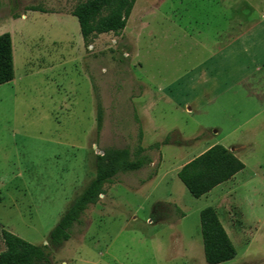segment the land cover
<instances>
[{
	"label": "rangeland",
	"instance_id": "374dc122",
	"mask_svg": "<svg viewBox=\"0 0 264 264\" xmlns=\"http://www.w3.org/2000/svg\"><path fill=\"white\" fill-rule=\"evenodd\" d=\"M82 1L0 0V31L12 25L28 38L16 35L23 54L20 60L16 52L17 79L0 86V253L3 228L46 246L42 264H208L200 212L225 190L196 198L178 172L211 146L234 149L257 130L252 151L238 152L249 164L239 179L262 164L250 195L263 221L250 223L258 239L248 251L237 245L236 258L221 264H264L263 72L240 55L243 36L264 27V0H137L124 31L88 47L71 14ZM33 6L58 15H34L27 10ZM230 35L234 54L226 61L218 42ZM31 49L42 59H66L64 70L49 76L60 73L74 108H56L52 97L63 93L45 72L18 81ZM139 144L153 162L118 175L71 239L51 246V231L95 177L96 155ZM232 210L240 220L241 209Z\"/></svg>",
	"mask_w": 264,
	"mask_h": 264
},
{
	"label": "trees",
	"instance_id": "16d2710c",
	"mask_svg": "<svg viewBox=\"0 0 264 264\" xmlns=\"http://www.w3.org/2000/svg\"><path fill=\"white\" fill-rule=\"evenodd\" d=\"M137 0H86L78 3L72 15L78 19L83 39L88 47L102 34H118L125 30ZM28 11L47 12L30 7ZM14 79L13 48L10 33L0 35V85ZM98 133L102 125V111L97 108ZM167 141V140H166ZM167 144V143H166ZM153 162L147 150L139 144L130 148L108 147L95 157L96 174L85 190L49 235V244L61 247L72 237L75 224H80L83 214L96 205L106 187L120 174L140 171ZM245 168V164L223 145H213L186 163L178 178L196 198L204 196L225 183ZM205 259L208 264H221L233 260L237 251L224 229L218 215L211 207L200 212ZM5 249L0 253V264H42L48 262L46 246L34 245L5 229L1 230Z\"/></svg>",
	"mask_w": 264,
	"mask_h": 264
},
{
	"label": "crops",
	"instance_id": "0c3cea01",
	"mask_svg": "<svg viewBox=\"0 0 264 264\" xmlns=\"http://www.w3.org/2000/svg\"><path fill=\"white\" fill-rule=\"evenodd\" d=\"M31 12L34 15L35 14L48 15V14L53 13V12H40V11H31ZM53 14L58 15L57 13H53ZM22 19L27 20V15L23 14ZM4 31L10 33V35L12 37L14 79L9 83H14L17 79L16 52H17L20 60L22 59V56H23L21 49H18L15 45V37H16V35H20V37L23 39V36H24L25 42L27 41L28 38L26 39V33L22 34V32H21V34H19L18 30L13 28L12 25L9 27H7V26L3 27V29L0 31V34H2ZM107 34H111V33H107ZM102 35H106V34H102ZM243 38H244V40L241 44L242 45V51L240 53L241 59L246 58V59H249L253 63H255L257 61L258 64H261L262 67H259L257 70L256 69L255 70L259 73L263 72V75L261 76L260 80L264 81V27L258 28L257 30L253 31L251 34H248V36H243ZM234 42H235V40L232 38L231 35L229 36V40L226 41L225 44H223L224 43L223 41L218 42V45H221V46L223 45L222 48L223 49L225 48L226 61H227V57L232 60V55L234 54V50H233V47L235 44ZM38 56L39 55L37 53L33 52L32 49L30 50L29 57L26 58V63L24 64V65L27 64V68L25 70V73L21 74V76L18 78L19 79L18 81H22V78L24 76L36 77L39 75H45L44 74V72H45L47 74V77H46L47 80L52 81L55 85H57L60 93H63L62 94L63 98L58 100V101L55 100L54 97H52L54 102L57 104L56 108H74V101L72 99V96H70L71 95V89H69V91H68L67 88L65 87V83L62 82V80L60 81V73H58L56 76L58 80H56L55 77L53 78V77L49 76V72L55 73L57 70H61V71L64 70L62 68V65H65L66 59L64 57H60L58 59L59 61L57 62L56 60H54V61L53 60H47V58L42 59L41 57H38ZM244 63H242V64L244 65ZM243 69L245 72H249V70H248L249 67H244ZM50 78H52V80H50ZM9 83H6V84H9ZM3 85H5V84H2L0 86H3ZM99 105H100V103L98 102L97 96L95 95V99L93 100V106H94V108H96V116H97V108ZM96 125L98 126L97 117H96ZM97 126H96V131H97ZM255 132L249 131L246 134L244 133L242 135L241 140L239 141L240 142L239 145L237 147H235L234 150L232 151L242 161H243V159H241L242 157L238 154V152L241 150H243V151L250 150V149H247L248 146H251L250 147L251 149L254 146H256L257 140H256ZM250 151H252V150H250ZM243 156H245V155H243ZM243 163L245 164V168L242 171H240L239 173L234 175L231 179H229L225 183L215 187L213 190L209 191L204 196L209 195L212 191H214L216 189L225 190V194H223V196H220L219 197L220 199L217 200L215 202V204H213L210 207L213 208L215 210L216 214L218 215V217H219L224 229L226 230L231 242L233 243L235 249L237 248V245H239V246L243 247L246 251H248V248L258 239V238H256L258 236L255 234L254 230L252 229L251 224H258L259 225L260 222L263 221L261 218H259V216H257V213H254V211H252V208L255 207V200L250 195V194L253 195L254 193L256 194L258 191L259 178L261 176L260 171L262 170V164L257 163L256 165L253 166L252 177L246 178V179H239V177L242 174H244L245 171H247L249 169L248 162L243 161ZM22 174H23V172L20 171L18 175L21 176ZM143 187L133 188V189L138 190V189H142ZM85 188L83 189V191L85 190ZM240 190H243V194L241 197L239 196ZM247 194H249V195H247ZM103 195H105V194H103ZM103 195H101V196H103ZM236 207L241 209V212H240L241 213V219L240 220L237 218V215L232 210L233 208H236ZM150 222H152V220H150Z\"/></svg>",
	"mask_w": 264,
	"mask_h": 264
},
{
	"label": "water",
	"instance_id": "95a60500",
	"mask_svg": "<svg viewBox=\"0 0 264 264\" xmlns=\"http://www.w3.org/2000/svg\"><path fill=\"white\" fill-rule=\"evenodd\" d=\"M234 149H231V151H233ZM101 154H103V152L101 153Z\"/></svg>",
	"mask_w": 264,
	"mask_h": 264
}]
</instances>
